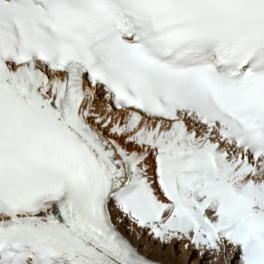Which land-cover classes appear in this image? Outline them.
Masks as SVG:
<instances>
[{"label":"snow or ice","instance_id":"1","mask_svg":"<svg viewBox=\"0 0 264 264\" xmlns=\"http://www.w3.org/2000/svg\"><path fill=\"white\" fill-rule=\"evenodd\" d=\"M122 228L264 264V0H0V264H164Z\"/></svg>","mask_w":264,"mask_h":264},{"label":"bare ground","instance_id":"2","mask_svg":"<svg viewBox=\"0 0 264 264\" xmlns=\"http://www.w3.org/2000/svg\"><path fill=\"white\" fill-rule=\"evenodd\" d=\"M121 230L124 231V234H126L127 231H125L123 228ZM131 235L132 234H130V233L128 235V238L130 240L132 239L131 238ZM133 241H134L133 243L135 245H137L138 247L141 248V251L142 252H144L145 254L150 255V256L152 255V257L154 259L163 260L164 261V264H167V263H170V264H186V262L184 260H183V262L179 260V256L176 255V253H177L176 251H174V252L173 251H170V253H164L163 254L160 251L159 246H158L157 250L152 251L153 244L148 242V238L147 237H145V240L144 241H139V240H136L135 238H134ZM144 243H148V247L147 248H142L141 247V246H143ZM187 255L189 256V252L188 251H186V253H184V256L185 257H187Z\"/></svg>","mask_w":264,"mask_h":264},{"label":"rangeland","instance_id":"3","mask_svg":"<svg viewBox=\"0 0 264 264\" xmlns=\"http://www.w3.org/2000/svg\"><path fill=\"white\" fill-rule=\"evenodd\" d=\"M127 237H128V235H129V232H126V234H125ZM131 240H132V242H134L133 240H134V236L133 235H131ZM152 244H153V249H155V250H157V248H158V245H156L155 244V242H151ZM142 248H145V247H143V246H141ZM153 249H152V251H153ZM170 251H176L177 253H176V255L177 256H179V260L180 261H182L183 262V260L186 262V264H190V261H191V259H192V256H191V254L189 253V256L187 255V257H185L184 256V253H186V250L185 249H183V247L182 246H179V245H177V246H170L169 248H167L166 250H164L162 253L164 254V253H170ZM152 256V255H151ZM167 264H170V263H167ZM220 264H230V260H221V262H220Z\"/></svg>","mask_w":264,"mask_h":264}]
</instances>
